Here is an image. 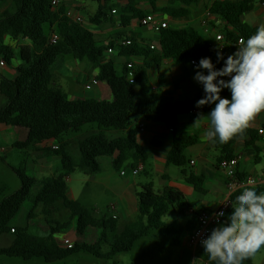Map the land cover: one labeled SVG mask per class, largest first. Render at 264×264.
Instances as JSON below:
<instances>
[{
	"label": "trees",
	"instance_id": "obj_1",
	"mask_svg": "<svg viewBox=\"0 0 264 264\" xmlns=\"http://www.w3.org/2000/svg\"><path fill=\"white\" fill-rule=\"evenodd\" d=\"M9 1L0 0V56L9 62L16 55L3 44L5 35L22 41V44L17 50L19 66L15 77L8 79L0 74V94L6 99L0 108V127H11L24 133L25 140L14 145L18 149L43 141L57 142V149H48L46 154L59 158L60 172L37 180L28 177L24 171L13 170L19 178L20 187L7 196L0 195V256L64 264L69 257L83 253L108 261L118 254L130 252L134 244L144 238L153 246L141 253L139 262L132 264H144L146 259L170 253L178 244L180 229L174 223H165L164 218L183 205L184 198L180 192L167 188L162 193H156L150 184L144 185L136 194L135 219L120 225L109 210L96 216L93 210L69 198L66 180L76 169L86 175L100 173L99 159L104 157L111 159V166L116 172L123 167L133 169L144 163L146 152L137 141L139 130L136 119L142 118L146 122L163 124L173 129L182 115L191 112L207 115L212 105L196 107V102L204 96L203 86L200 85L199 94L192 100H175L158 91H149V65L133 68L126 61L119 72L113 62H102V58L112 49H117L126 60L139 56L146 58L151 52L150 47H142L134 40H130L127 46L114 43L97 45L92 33L69 19L63 9L54 11L51 7L53 0H11L12 8H4ZM251 8L252 0L212 4L210 12L220 16L226 23L224 37L227 42L240 38L247 40L255 33L245 29L240 21V17ZM128 9L136 17H143L133 8ZM101 15L99 9L89 19L90 22L98 23ZM46 27L51 29V33L46 32ZM52 35L58 37L54 44L50 43ZM158 39L162 56L178 65L190 64L191 61L198 64L201 58L210 57L216 68L220 69L224 62L217 61L216 49L203 34L191 27L176 29L168 26L158 32ZM222 52L226 59L225 47ZM64 56L87 61L95 68V80L109 88L111 100L69 97L59 88L51 87L50 68ZM128 65L132 68L129 69ZM130 72L133 74L132 83ZM229 92L224 89L221 96ZM87 124H93L95 128L77 141V155L74 156L65 138L71 133H79ZM111 132L120 134L111 136ZM244 135L251 139L254 136L249 129ZM234 141L223 144L219 161L233 157ZM172 142L166 165L180 168L185 181L196 190H201L202 179L187 174L184 169V152L196 143V136L174 135ZM257 191L261 192L262 189L257 188ZM238 194L240 191L234 193L231 199L234 200ZM26 202L30 203L28 208L24 207ZM58 203L69 211L68 223H58L53 219ZM38 209L45 219V236L29 232V226H37ZM193 219L196 225V218ZM68 227H72L78 237L84 238L72 243L70 248L56 241V236ZM195 252L196 263L212 264L203 247ZM249 261L250 258L244 263Z\"/></svg>",
	"mask_w": 264,
	"mask_h": 264
},
{
	"label": "crops",
	"instance_id": "obj_2",
	"mask_svg": "<svg viewBox=\"0 0 264 264\" xmlns=\"http://www.w3.org/2000/svg\"><path fill=\"white\" fill-rule=\"evenodd\" d=\"M56 1L57 7L53 8L54 11L61 8L65 14L71 13L73 16L81 17L80 9L88 8L90 13L88 21L85 22L81 17L83 21L80 25L92 33L97 45L107 46L110 43L117 45L121 41L134 40L142 47H150L151 52L148 57H131L128 60L120 55L117 49H112L111 53L107 52L102 58V62L111 61L115 64L116 68H121L126 61L131 63L133 68H138L146 64L149 65L147 70V90L158 91L175 100H192L197 97L200 91V84L193 79L195 70L197 69L191 64L178 65L171 59H165L159 48L158 33L153 32L148 27L141 26L140 21L144 18H151L166 22L169 27L176 29L191 27L204 35L201 20L206 12H210L212 4L214 2H235V0H100L99 2H95L97 3V10H95L92 5L86 4L88 0H67L66 5L61 4L59 0ZM127 7H131L140 12L143 17L141 19L136 17L133 11ZM99 9L102 12L99 22H90L89 19ZM240 21L245 29L254 32L259 24L264 23V6L260 5V0H252L251 10L244 13L240 17ZM210 24L214 27L215 31L204 35L207 42L214 49H217L219 46L222 48L225 47L227 57L233 54L239 46L238 41L240 39H235L233 42L226 41L224 37L226 23L220 16L211 13ZM46 32L51 33V29L47 28ZM215 34H221L224 40L216 41L214 38ZM3 44L13 52H16L22 43L14 40L9 35H5L3 37ZM66 57H71V60L66 61ZM0 62L4 63L3 66H0V74L5 78L13 79L18 66L16 68L10 66V63L6 62L3 58ZM189 66L193 71L188 70ZM223 66L224 62L221 68ZM50 73L52 76L50 86L59 88L65 94L70 95V97L92 98L88 92H94L95 97H99L100 100H111L109 88L102 82H96L97 70L87 61H78L72 56H64L50 68ZM223 79L230 78L224 77ZM89 85L90 88L86 89ZM223 98L230 99L231 93L229 92ZM5 102L6 99L0 94V108ZM213 107L214 105H212ZM198 113L200 112H191L180 116L173 129L163 124L149 123L142 118H137L135 123L144 126V131H139L137 134V141L146 152V160L144 163H141V172L132 175L131 168L123 167L121 170H124L125 173L121 175V170L119 172L111 170L113 169L111 159L104 157L100 158V160L102 159L105 164L104 167L111 171L103 175L104 168L100 163L101 172L96 174L100 176L101 181L105 185V189L110 191L114 196V202L109 204L107 210H109L111 215L117 217L120 225L135 219L137 214L136 194L144 185L150 184L156 193H162L167 188L181 193L184 198L183 205L177 207L168 217L164 218L165 223H174L180 229L178 244L168 253L171 256V258L169 257L171 260L169 264H193L196 252L187 247V237L195 226L193 219L195 213L216 209L220 201L229 195L226 188L225 176L218 166L223 144L218 141L213 143L205 138V132L208 127L207 122L202 121L200 127L192 126ZM263 122L264 112L258 114L250 123L248 129L253 131V138L251 139V137L244 135L243 138H235L232 144L233 156L240 155L241 157L240 170L244 178H259L264 175V132L262 134L258 132L262 129ZM2 128L9 127L1 126L0 129ZM15 132L16 137L23 142L25 140L24 133L19 130H15ZM111 133H115V136L120 134L118 132ZM181 134L196 136V143L187 147L184 152L186 160L184 169L187 171V174H192L202 179L200 184L201 190L199 191L192 184L185 181L180 168L175 167L177 171H174L172 169L174 166L166 165V156L173 146V136ZM53 146H57V142L49 140L34 144L32 148H42L43 150V148L52 149ZM39 161H43L45 165L55 162L47 156L40 158ZM40 165L38 166L36 162L34 163V170L38 174H41L40 171L42 173L46 171L44 167L40 170ZM57 173L58 171L55 170V172L49 175H55ZM140 174H144L146 179L143 182H135L134 177ZM256 188H261L264 191V186ZM111 206L114 208L113 210L110 209ZM231 212L232 209L227 216ZM62 213L64 217L59 216ZM36 214L37 223L43 220L45 222L43 215L40 213V209L36 211ZM52 217L58 223H64L60 221L61 218L69 222L70 213L58 203L57 210L53 213ZM67 232L66 230V232L56 236V241L59 245H63L62 242L64 239H67L70 243L84 239L78 237L74 232L69 237H65ZM39 260L36 264H46L42 259ZM244 264H264V247L256 255L251 257L249 262Z\"/></svg>",
	"mask_w": 264,
	"mask_h": 264
},
{
	"label": "clouds",
	"instance_id": "obj_3",
	"mask_svg": "<svg viewBox=\"0 0 264 264\" xmlns=\"http://www.w3.org/2000/svg\"><path fill=\"white\" fill-rule=\"evenodd\" d=\"M238 45L226 60L222 47L216 49L217 61H224L220 69L210 57L201 58L195 66L193 79L204 92L196 107H214L207 115L198 113L192 126L207 122L205 138L213 143L243 138L250 123L264 112V23L247 40L240 38ZM224 89L230 91V99L221 96ZM230 204L231 214L221 221L224 212L215 213L217 226L201 240L212 264H244L264 247V191L258 192L250 181Z\"/></svg>",
	"mask_w": 264,
	"mask_h": 264
},
{
	"label": "rangeland",
	"instance_id": "obj_4",
	"mask_svg": "<svg viewBox=\"0 0 264 264\" xmlns=\"http://www.w3.org/2000/svg\"><path fill=\"white\" fill-rule=\"evenodd\" d=\"M61 4L66 5L67 0H59ZM87 5H92L95 10H97V3L87 1ZM11 9L12 3L11 0L7 2V4L4 6V8ZM3 10V9H2ZM80 15L84 19V21H88L89 18V11L88 8L80 9ZM47 27L45 28V30ZM27 41V40H26ZM22 43V41H20ZM28 43V42H27ZM16 55V58L9 60V65L13 67L19 66V62L17 60V51L14 52ZM2 57L0 56V60ZM66 61L71 60V57H66ZM190 71L192 68L189 66L188 70ZM117 70L120 72L121 68L117 67ZM196 71V70H195ZM93 83V81L91 80ZM91 83V84H92ZM92 98H95L96 100H100L99 97H95L94 92H88ZM70 97V95H68ZM90 98V97H89ZM95 128V125L93 124H87L84 125L79 133H71L69 134L65 140H67L70 144L71 151L73 152V155H77V141L81 139L83 136L93 132ZM16 129L14 128H2L0 129V195L1 196H7L14 191H16L20 187V181L18 176L13 170H21L26 173L28 177H35L38 180L46 177H52L54 175H49L50 173L55 172V170L60 172V161L58 157L52 155V154H46V151L49 149L38 148L34 149L32 146L25 148V149H18L14 147L16 143L21 142V140L16 137ZM111 136H115V133H110ZM47 156L48 158L53 159L52 164L49 163V165L43 164V161H39L40 158H43ZM37 163V165L40 167L41 170L42 167L46 168L45 172L41 174H38L34 170V163ZM99 163H101L102 167L104 168L103 175L108 173V171H113V169L108 170L103 163L102 159H99ZM174 171H177V168L172 167ZM57 173V174H58ZM55 174V175H57ZM100 176L97 175H86L83 172L79 170H75L73 173H71L67 180V189H68V196L73 199L79 201L82 205H84L86 208L93 210L96 216H99L102 213H106L108 210V206L111 202H114V196L111 194L110 191L105 189V185L103 181H101ZM144 174H140L139 176L134 177L135 182H143L145 180ZM34 189V191H36ZM114 192V191H112ZM30 205L29 202H26L24 204V207L28 208ZM110 209H114L112 206ZM60 217H64L63 213L62 215H59ZM60 221H63L64 223H68V221L64 218H61ZM43 226H45L44 220L37 223V226L32 227L29 226V232L32 234H37L40 236H45L46 232L43 229ZM67 233L65 234V237H69L72 235L73 229L72 227H68ZM66 232V231H65ZM57 239V238H56ZM152 243L147 239H141L137 241L134 244V247L132 250L128 253L124 254H118L113 257V259L105 261L97 259L91 255L88 254H77L69 257L67 260H65L64 264H113L114 262H117L119 264H132L137 263L140 261L141 253L147 249H150L152 247ZM178 250V249H177ZM170 255H162L158 257H152L150 259H146L144 261V264H169L170 263ZM40 260H32V261H23L21 259H15V258H6L3 256H0V264H36V262H39Z\"/></svg>",
	"mask_w": 264,
	"mask_h": 264
},
{
	"label": "built area",
	"instance_id": "obj_5",
	"mask_svg": "<svg viewBox=\"0 0 264 264\" xmlns=\"http://www.w3.org/2000/svg\"><path fill=\"white\" fill-rule=\"evenodd\" d=\"M235 1H244V0H235ZM260 5L264 6V0H260ZM51 7L55 8L57 7V1L53 0L51 2ZM114 13V11H112ZM66 16L71 19L73 22L81 24L83 19L79 16H73L71 13H66ZM210 17H211V12H206L204 17L201 20V26H202V32L204 35H208L211 32H214L215 29L213 26L210 24ZM141 26L143 27H148L151 29L153 32L158 33L161 29H164L168 27L166 22L162 21H157L155 19L151 18H144L140 21ZM215 40L216 41H222L224 40V37L221 34H215ZM27 40V38H24ZM58 40L57 35H52L50 38V43L54 44ZM239 42V41H238ZM121 46H127L130 44L129 41H121L119 43ZM111 52V50H109ZM3 62H0V66H3ZM191 65L196 66L197 63L194 61L190 62ZM129 69L132 68L131 65L127 66ZM130 77V82L132 83L133 80V74L130 72L129 73ZM230 78V77H228ZM90 85L86 87V89H89ZM138 130L139 131H144V126L142 124L138 125ZM260 134L263 133L262 129L258 131ZM53 150L57 149V146L52 147ZM240 155L238 156H233L230 159H222L221 161L218 162V166L223 172L225 179H226V188L229 192V195L222 199L220 203L218 204L217 208L214 210L210 211H200L195 213V218H196V225L193 228V230L189 233L187 237V247L190 250L196 251L199 248H202L201 245V240L206 238L211 230L217 226L216 223V218L214 216L215 213H218L220 211L224 212V217H220V220L223 221L229 211L232 209L230 202L232 201L231 195L238 191L241 190L245 185H248V183L251 181L255 184L256 187L259 186H264V175L259 178H254V177H243L241 175V170H240ZM142 170V165L138 164L135 168L131 170L132 175H136ZM125 171L121 170L120 174L124 175ZM229 203V204H228ZM63 245L67 246L68 248L71 247L72 243H70L67 239H64L62 242Z\"/></svg>",
	"mask_w": 264,
	"mask_h": 264
}]
</instances>
